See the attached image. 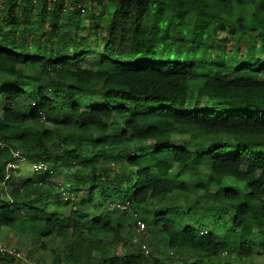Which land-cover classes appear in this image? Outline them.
<instances>
[{
    "label": "trees",
    "instance_id": "obj_1",
    "mask_svg": "<svg viewBox=\"0 0 264 264\" xmlns=\"http://www.w3.org/2000/svg\"><path fill=\"white\" fill-rule=\"evenodd\" d=\"M102 1L0 0V228L41 249L45 238L63 243L50 264H175L125 241L139 217L180 264L264 253V0H104L100 18ZM80 16L101 22L98 50L70 31ZM245 32V54L224 50ZM203 98L221 107L203 109ZM14 151L31 171L20 182L5 175ZM62 172L78 193L66 200ZM174 193L193 197L186 209L148 206ZM15 259L0 251V264Z\"/></svg>",
    "mask_w": 264,
    "mask_h": 264
},
{
    "label": "rangeland",
    "instance_id": "obj_2",
    "mask_svg": "<svg viewBox=\"0 0 264 264\" xmlns=\"http://www.w3.org/2000/svg\"><path fill=\"white\" fill-rule=\"evenodd\" d=\"M89 3V2H87ZM104 4L105 1L103 0L100 4L97 5L95 10L97 11V15L100 16V18H103L102 10H104ZM91 7V4H88V8ZM3 17V13H2ZM64 22L63 18H60L59 20H55V24L58 22ZM6 28L13 29L14 25L9 24L6 22L4 24ZM98 25L101 27V22L96 23L92 20H89L85 18L84 16H80L78 19H75L72 21L70 28V31L72 33H75L79 36L86 37L92 48H95L98 50L102 45V39L104 37V32L97 31L95 29V26ZM49 22L46 21L44 23V30L48 31L49 33ZM20 29L24 30V25H21ZM24 36L26 39L31 40V34L24 32ZM251 44L250 40V33L245 32L244 34L236 35L234 39L230 41L225 47L224 50L227 52L229 50H234L238 54H245L246 49L248 45ZM45 48H48L49 45L44 46ZM256 54H260V43L257 42L254 47ZM93 52H89L86 55V59L82 60V65L88 67L89 61L92 60ZM24 90V88H23ZM99 97H94L93 103L97 104L99 103ZM1 104V102H0ZM2 106L5 105L4 102L1 104ZM113 105H119V103L114 102ZM212 107H221L220 104L216 103L214 100H209L207 98H203L202 101V108L203 109H210ZM1 108V107H0ZM145 144V143H143ZM235 149V144L230 143L228 144V150L233 151ZM14 153L18 154V151H14ZM23 159H20L19 162L11 161L8 162L5 166V175H7L11 172V170H14L13 174H15L13 177H10L13 180H23L24 178H27L31 174V171H28V166L24 165ZM70 175V172H62L60 174H56L54 180L57 182V188L60 192V198L61 200H66L68 196L70 195H76V190L74 188H67L68 184L66 181V177ZM223 186L226 189L234 188L238 190V186L234 184V180L232 178H226L223 182ZM88 188L82 189L79 191L78 197H76V201H79L81 197H87L88 196ZM6 197H3L2 199L5 200ZM193 197L189 196L188 198H184L183 195L179 193H174L170 196L165 197L164 199H155L151 198L149 200L148 206L149 207H158V211L162 212L169 204H178L181 205V209H186V205H188V202ZM93 206H96L95 204H87V208L91 211V208ZM109 207H117L119 209H126V206L116 203V204H108ZM134 218H136L135 214L132 215ZM194 216V213L188 214L187 219H191ZM133 218L129 220V223H132ZM137 221L143 222L140 217L136 218ZM144 227L142 230L137 231L136 227L132 229V226H129L128 222H126L123 226L122 233L125 237V241L128 243H132L133 247L135 249L141 248L144 250L146 254L153 253L157 255L158 258H160L164 262H173L175 264H180V257H178L173 251L168 247L167 245V238L159 233L153 230L147 222H143ZM211 221H208L207 227H209ZM145 228H147L145 230ZM145 230V231H144ZM42 242L47 243L46 249L40 248V243H38L31 234L24 233L20 231L18 228H10V227H1L0 228V248H3L4 250L10 252L13 254L16 259L11 264H50L49 259L50 257L57 253L61 252L63 250L64 244L59 242L58 240L50 241L49 239H42ZM107 248H109L110 252L113 254H120L125 247L122 246V244H108ZM53 252H52V251ZM55 251V252H54ZM125 251V250H124ZM237 250L233 249L230 253V257L228 258L226 254L221 255V262L222 264H258L262 263L264 264V253L260 249H254L252 251V254L249 257H245L243 259H240L237 257ZM187 258L189 259V262L193 261L196 257V254L194 253H186ZM95 256L97 257L98 254L95 253ZM5 264H10L9 262H6Z\"/></svg>",
    "mask_w": 264,
    "mask_h": 264
},
{
    "label": "built area",
    "instance_id": "obj_3",
    "mask_svg": "<svg viewBox=\"0 0 264 264\" xmlns=\"http://www.w3.org/2000/svg\"><path fill=\"white\" fill-rule=\"evenodd\" d=\"M1 145V144H0ZM13 156H14V158H15V160L17 161V162H19V160L20 159H24L23 157H19V155L17 154V153H14L13 154ZM14 160V161H15ZM40 167H42V165H40V164H33V168L34 169H37V168H40ZM144 227V223L143 222H141V221H137V225H136V230L137 231H140V230H142V228ZM0 251H6V250H4L3 248H0Z\"/></svg>",
    "mask_w": 264,
    "mask_h": 264
}]
</instances>
